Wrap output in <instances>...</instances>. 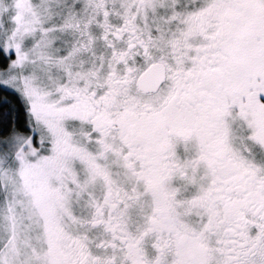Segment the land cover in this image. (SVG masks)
<instances>
[{
  "label": "snow or ice",
  "instance_id": "1",
  "mask_svg": "<svg viewBox=\"0 0 264 264\" xmlns=\"http://www.w3.org/2000/svg\"><path fill=\"white\" fill-rule=\"evenodd\" d=\"M0 264H264V0H0Z\"/></svg>",
  "mask_w": 264,
  "mask_h": 264
}]
</instances>
